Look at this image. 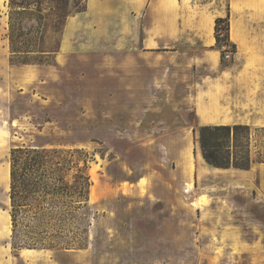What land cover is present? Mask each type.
<instances>
[{
	"label": "rangeland",
	"instance_id": "rangeland-1",
	"mask_svg": "<svg viewBox=\"0 0 264 264\" xmlns=\"http://www.w3.org/2000/svg\"><path fill=\"white\" fill-rule=\"evenodd\" d=\"M22 7L27 14H13L12 23L21 53L11 57L8 16ZM83 7L84 0H0V264H264V130L256 142L250 137V171L215 172L192 134L194 102L212 100L197 94L210 73L188 54H153L140 46L144 35L123 36L108 19L113 32L101 44L55 54L66 19ZM230 60L222 56V69ZM21 145L88 154L86 249L30 257L11 247L6 172L10 150Z\"/></svg>",
	"mask_w": 264,
	"mask_h": 264
},
{
	"label": "crops",
	"instance_id": "crops-1",
	"mask_svg": "<svg viewBox=\"0 0 264 264\" xmlns=\"http://www.w3.org/2000/svg\"><path fill=\"white\" fill-rule=\"evenodd\" d=\"M227 13L235 52L222 69L214 22ZM105 19L135 41L144 35L140 46L153 54L159 49L188 54L193 65L210 73L199 78L197 94L212 100L194 102L197 123L248 126L254 132L251 142H256L255 133L264 130V0H84L83 10L66 19L55 54L101 44L102 36L113 32L103 24ZM85 33L92 42L80 41ZM259 189L263 191L262 185Z\"/></svg>",
	"mask_w": 264,
	"mask_h": 264
},
{
	"label": "trees",
	"instance_id": "trees-1",
	"mask_svg": "<svg viewBox=\"0 0 264 264\" xmlns=\"http://www.w3.org/2000/svg\"><path fill=\"white\" fill-rule=\"evenodd\" d=\"M9 12L10 55L14 49L13 14ZM41 17V14L36 13ZM215 46L229 45V13L214 22ZM223 52L221 51V62ZM13 65H50L49 62L13 61ZM205 164L214 169L246 171L251 164L250 128L243 125H199L192 129ZM88 154L79 148L21 145L9 152L11 247L14 250L71 251L88 246L91 180Z\"/></svg>",
	"mask_w": 264,
	"mask_h": 264
},
{
	"label": "bare ground",
	"instance_id": "bare-ground-1",
	"mask_svg": "<svg viewBox=\"0 0 264 264\" xmlns=\"http://www.w3.org/2000/svg\"><path fill=\"white\" fill-rule=\"evenodd\" d=\"M185 142H186L185 143L186 144V151H189L190 150V147H189L190 146V138H189V136H186L185 137ZM185 163L186 164L183 163L181 165V168H182L183 174L186 175V176H188V175L191 174V172L193 170V163H191V161H189V160L187 162V159H186ZM6 177H7V180H8V171L6 172ZM186 186H187V189H186L185 192H189L190 190H192L194 188V186L191 183H187ZM7 218H8L7 221H8V226H9V232H10V219H9V215H7ZM22 252L23 253H26V254H29L30 257H32V256L34 257L35 256V253H36L35 250L34 251H32V250H23Z\"/></svg>",
	"mask_w": 264,
	"mask_h": 264
},
{
	"label": "built area",
	"instance_id": "built-area-1",
	"mask_svg": "<svg viewBox=\"0 0 264 264\" xmlns=\"http://www.w3.org/2000/svg\"><path fill=\"white\" fill-rule=\"evenodd\" d=\"M221 51L223 52V58L225 60H230L231 55H233V49L229 45H222Z\"/></svg>",
	"mask_w": 264,
	"mask_h": 264
}]
</instances>
